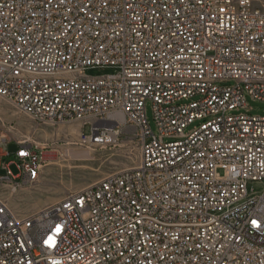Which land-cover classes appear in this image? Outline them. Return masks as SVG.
Listing matches in <instances>:
<instances>
[{"label": "built area", "instance_id": "built-area-1", "mask_svg": "<svg viewBox=\"0 0 264 264\" xmlns=\"http://www.w3.org/2000/svg\"><path fill=\"white\" fill-rule=\"evenodd\" d=\"M246 96L264 102V0H0V98L79 122L82 146L138 151L35 213L0 197V264H264V191L247 190L264 184V116L235 114ZM12 143L0 185L15 191L46 151Z\"/></svg>", "mask_w": 264, "mask_h": 264}, {"label": "rangeland", "instance_id": "rangeland-1", "mask_svg": "<svg viewBox=\"0 0 264 264\" xmlns=\"http://www.w3.org/2000/svg\"><path fill=\"white\" fill-rule=\"evenodd\" d=\"M114 73L115 70L111 68H96L88 69L83 74L86 77L96 78ZM245 103L246 109L235 114L264 116V102L246 96ZM145 112L152 132L157 135L149 102L145 104ZM78 124L80 123L73 121L55 127L40 125L0 98V135L10 142L6 148L10 157L3 159V162L14 159L13 152L16 145L12 143L13 141L24 140L46 151L45 160L35 183L15 191L9 186L0 185V197L15 213L21 215L35 213L106 175L137 164L138 151L136 149L130 151L121 140L110 147L80 145ZM197 125L196 122L187 127L184 133L187 134ZM81 131L84 136L90 135V125H84ZM10 171L14 175L17 173L15 166H11ZM4 175L5 171L0 168V176ZM247 190L250 196L259 195L264 191V184L248 182Z\"/></svg>", "mask_w": 264, "mask_h": 264}, {"label": "snow or ice", "instance_id": "snow-or-ice-1", "mask_svg": "<svg viewBox=\"0 0 264 264\" xmlns=\"http://www.w3.org/2000/svg\"><path fill=\"white\" fill-rule=\"evenodd\" d=\"M253 224H256V221H253ZM57 231H59V228H57ZM46 243L49 244V246L54 245L55 241L52 239V237H49L48 241H46Z\"/></svg>", "mask_w": 264, "mask_h": 264}, {"label": "crops", "instance_id": "crops-1", "mask_svg": "<svg viewBox=\"0 0 264 264\" xmlns=\"http://www.w3.org/2000/svg\"><path fill=\"white\" fill-rule=\"evenodd\" d=\"M80 126H81V125H80V124H78V126H77V127H78V128H80Z\"/></svg>", "mask_w": 264, "mask_h": 264}, {"label": "bare ground", "instance_id": "bare-ground-1", "mask_svg": "<svg viewBox=\"0 0 264 264\" xmlns=\"http://www.w3.org/2000/svg\"><path fill=\"white\" fill-rule=\"evenodd\" d=\"M70 133H71V132H70ZM84 155H85V154H84ZM74 156H75V155H74ZM79 156H80V155H79ZM79 156H78V157H79ZM86 156H87V155H86ZM72 158H73V157H72Z\"/></svg>", "mask_w": 264, "mask_h": 264}]
</instances>
